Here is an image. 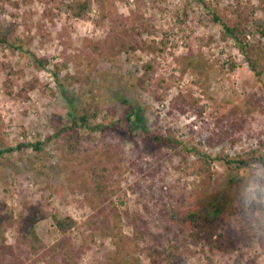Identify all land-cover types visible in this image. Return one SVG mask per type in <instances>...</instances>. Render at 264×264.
Here are the masks:
<instances>
[{"label":"rangeland","instance_id":"rangeland-1","mask_svg":"<svg viewBox=\"0 0 264 264\" xmlns=\"http://www.w3.org/2000/svg\"><path fill=\"white\" fill-rule=\"evenodd\" d=\"M78 1L90 3L81 17ZM238 13L249 32L236 40L224 24ZM263 32L264 0H0V217L43 201L47 247L61 237L54 217H70L73 242L89 246L79 264L104 261L112 239L87 225L104 173L110 208L148 221L141 264L150 247L176 264H264V71L251 67ZM153 41L166 50H144ZM190 53L207 63L206 90L183 72ZM180 95L188 102L173 106Z\"/></svg>","mask_w":264,"mask_h":264},{"label":"trees","instance_id":"trees-1","mask_svg":"<svg viewBox=\"0 0 264 264\" xmlns=\"http://www.w3.org/2000/svg\"><path fill=\"white\" fill-rule=\"evenodd\" d=\"M103 3L105 0H101ZM90 6L89 2H74L70 8L78 17L83 16ZM247 17L241 13L237 14V21L232 26L224 24L225 33L228 37L238 40L241 36H247L249 30L247 29ZM264 33V32H263ZM135 49L132 45H125L121 47L120 51L128 52ZM144 50L151 53H163L166 50V45L162 42L153 41L151 44L144 47ZM256 56L252 61V71L259 74L264 71V66H259L264 61V53L261 50L254 52ZM41 66H44L43 59H36ZM183 72L186 73L188 69H191L195 76V83L207 89V82L209 77V70L207 63L203 62L200 58H197L195 54H185L182 56ZM152 64L146 66L145 75L143 80L147 78L148 73L153 71ZM125 104H128L127 100H122ZM188 99L183 96H177L173 99L172 105H179L182 103L186 105ZM134 116V121H133ZM128 120L132 124H143V117L136 112L133 107H130V114ZM81 123L84 125L88 122V115L81 117ZM143 126V125H142ZM149 138L156 143H170L169 139L161 138L158 136L149 135ZM173 143V141H172ZM9 151H12L10 149ZM101 180L97 183L93 196L90 199L91 206L95 209L94 216L88 220L87 225L92 232H102L109 235L112 239L114 250L107 254L104 261H96L94 264H141V244L148 243L152 240V232L148 225V221L143 218L139 213H131L130 211H121L116 207L110 208V204L107 203L108 187L106 181L102 180L106 178L104 173L100 174ZM114 205V204H113ZM49 213L46 210L43 201H28L24 204V210L18 214L17 218L13 215L10 217H0V264H28L29 261H33L34 264L39 262L50 260L54 264H79L82 255L88 249V241L85 239L84 244L77 246L71 237L73 228L76 227V222L70 218H58L54 217V224L60 233V239L52 246L47 247L41 240L37 232V224L48 218ZM126 217L133 229V236L126 235L122 226V219ZM191 220L193 223L199 225L200 231H204L206 228L205 223L200 225L198 214H190L184 217V220ZM207 220H210L207 218ZM13 226L16 230V243L9 244L8 242L1 240L3 234L4 225ZM201 226V227H200ZM152 246V245H146ZM149 258L152 264H164V259L169 264H176L175 255L164 256V252L156 247H150L148 250ZM163 258V259H162Z\"/></svg>","mask_w":264,"mask_h":264}]
</instances>
